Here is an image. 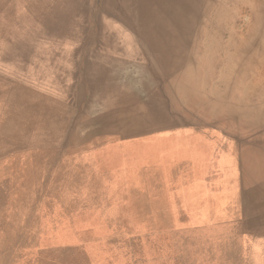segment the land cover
<instances>
[{"label":"bare ground","instance_id":"6f19581e","mask_svg":"<svg viewBox=\"0 0 264 264\" xmlns=\"http://www.w3.org/2000/svg\"><path fill=\"white\" fill-rule=\"evenodd\" d=\"M63 1L70 0H33L29 7L51 24ZM71 1L82 14L66 33L84 40L74 54L83 65L65 88L73 100L33 92L27 73V86L0 79V99L8 101L0 108V264H14L22 232L30 239L20 206L64 187L68 168L87 150L110 147L126 152L105 151L112 167L131 173L188 166L184 199L194 217L221 218L231 241L227 260L264 264V0H104L105 14L119 15L91 19L90 27L83 16L92 9ZM107 56L120 65L100 67ZM183 126L189 129L170 133ZM224 133L234 140L221 145ZM213 168L223 170L217 184L226 191L212 195L203 187ZM227 222H235L232 235Z\"/></svg>","mask_w":264,"mask_h":264},{"label":"rangeland","instance_id":"374dc122","mask_svg":"<svg viewBox=\"0 0 264 264\" xmlns=\"http://www.w3.org/2000/svg\"><path fill=\"white\" fill-rule=\"evenodd\" d=\"M24 1L5 0L0 7V79L23 82L27 86L24 81V74L27 73L28 77L32 76L29 88L33 92L57 100L68 96L64 100L70 102L74 98L73 92L65 88L67 84L74 83L72 74L83 65L82 60L74 54L84 40L75 41L66 31L77 28L82 13L77 11V6L71 0L66 4L63 1L60 7H64L52 12V18L58 15L49 24L46 18L39 21L37 16L40 14L34 13L29 7V2L33 0ZM84 3L92 9L89 15L83 16L87 27L91 26V19L101 15L104 21L112 18L110 16L119 15L118 10L109 16L105 14L104 0H85ZM242 16L246 14H239L238 17ZM234 28L237 29L236 25ZM108 46L105 47L113 49L116 44ZM112 59L108 56L100 59V67L119 64L116 58ZM88 98L86 90L76 117L83 114ZM0 104V108H3L8 105V101L0 99ZM188 129L183 126L170 133ZM224 134L220 136L221 145L223 141L234 140L230 134ZM104 149H98L99 153L95 155L87 150L75 169L69 167L68 180L62 190L49 189L44 195L42 193V198L38 196L32 202L20 206L24 215L28 216L26 219L29 222L25 226H31L32 231L28 241H24L26 235L23 232L20 235L19 243L23 245L14 264H233L227 260L230 257L226 249L231 241L222 232L225 224L221 218L208 220L199 215L194 217L188 208V201L184 199L192 183L188 166H169L165 171L145 166L131 173L121 170L119 166L112 167L113 160L106 158L109 153L105 151L114 149ZM114 151H118V156L125 157L123 149ZM232 155L237 157L235 152ZM222 172V169L214 168L209 172L205 178L207 184L203 187L207 193L213 195L226 191L217 184L222 180L219 179ZM155 188H158L157 193ZM232 188L228 186L227 191ZM150 190L154 191L155 197L152 199ZM164 190L171 195L169 202L173 205L167 206ZM145 198L146 206L152 204L153 207H145L143 211L141 202ZM216 200H212L213 205L218 203ZM150 207L154 215L145 213ZM234 224L228 223L227 234L232 235L230 233Z\"/></svg>","mask_w":264,"mask_h":264},{"label":"crops","instance_id":"0c3cea01","mask_svg":"<svg viewBox=\"0 0 264 264\" xmlns=\"http://www.w3.org/2000/svg\"><path fill=\"white\" fill-rule=\"evenodd\" d=\"M153 139V138H152ZM119 142V141H118ZM160 190V189H159ZM172 190V189H171ZM154 191L157 193L158 192V188H155L154 189ZM154 191L153 190H150V192H149V196H150V199H152L151 197H155L154 195H153V193H154ZM165 191H166V194H165ZM155 193V194H156ZM164 194V199H168V202H167V206H169V205H173V204H171L170 202H169V200H171L172 198L170 197L171 195L170 194H168V191L167 190H164V192H163ZM153 195V196H152ZM157 195V194H156ZM149 196H147V199H148V197ZM171 198V199H170ZM142 200V199H141ZM145 201H147L146 200V198L144 199V201H142L141 202V205L145 208V207H149V206H151V207H153L152 206V204H149L148 206H146V204H147V202H145ZM150 207V208H151ZM143 211H144V209H142ZM145 213H147V214H152V215H154V210L151 208V209H146L145 210ZM244 235V234H243ZM254 248V247H253ZM252 248V249H253ZM257 249H260V248H257ZM254 250V249H253ZM253 252V251H252ZM256 255V256H255ZM259 254L257 253V250H254V252H253V256H252V259L253 260H255V259H257V258H255V257H257ZM261 256V255H260ZM263 257H264V255H263Z\"/></svg>","mask_w":264,"mask_h":264}]
</instances>
